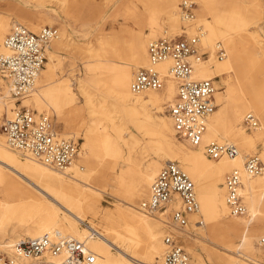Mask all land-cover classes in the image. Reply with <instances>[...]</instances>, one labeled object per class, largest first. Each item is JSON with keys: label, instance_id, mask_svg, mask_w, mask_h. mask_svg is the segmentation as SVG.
<instances>
[{"label": "bare ground", "instance_id": "1", "mask_svg": "<svg viewBox=\"0 0 264 264\" xmlns=\"http://www.w3.org/2000/svg\"><path fill=\"white\" fill-rule=\"evenodd\" d=\"M105 1L108 4L111 0ZM179 1L181 0H139L142 4L139 13L151 19L152 32L151 35L144 36L140 29L133 35L128 45V55L121 66L114 62L102 63L104 58L91 52L93 47L91 41L82 42L85 44V50L89 52L86 56L89 70L95 75L98 74L99 69L107 72L113 88L110 95H106L101 90L95 97L87 90L88 87L83 83V79L78 81L79 89L89 105V113L92 115L101 113L100 118L92 120L96 126L87 131L83 150L78 154L86 167L84 165L79 168L76 165L70 169L71 164L64 170H57L22 154L10 146L0 121V249L11 247L23 238L50 234L85 241L89 249L98 257L96 264H153L155 258L163 257L162 252L166 246L165 240L163 242L164 226L174 225L169 214L173 205L161 210L160 215L153 216L141 208L140 202L149 197L152 183L160 167L167 161L175 160L195 182V187L210 185L212 188H217L218 182L223 181L225 172L233 169L240 170L243 176L241 192L248 208L245 215L228 216L229 208L225 202L223 189H220L219 206L225 218L224 221L209 226L205 234L208 239L211 236L220 239L218 249L203 246L199 251L196 249L197 245L191 241L192 235L186 229L188 225L183 228L173 226L186 237L187 246L195 262L203 264L201 263L203 258L207 257L215 262L214 264H239L238 259L242 258L245 262L258 264L253 254L258 255L256 250L264 253V245L260 244L261 238L264 237V178L247 173L245 164L251 154L242 155L239 151L240 154L238 153L237 156H223L217 159L218 162L213 163L205 153L204 147L207 140L219 138L220 142L240 143L241 147L248 151L263 137L264 38L257 30L258 26L255 27L254 32H249V21L254 16L255 10L245 7L238 17L214 19L213 22L206 23L207 30L201 31V35H195L200 37V46L209 49L212 58L210 60L202 58L196 62L194 78L213 80L220 78L223 87L231 90L226 75L234 72L238 78L239 89H232L228 95L216 93L219 100L225 102L223 111L220 114L214 112L207 118L208 129L201 144L195 147L189 143L195 148L194 150L182 147L171 139V136H175L176 130L170 114L167 118L154 114V110L157 113L162 112L163 104L173 101L177 96L178 81L170 75L171 61L158 65L160 72L167 76L165 89L150 90L141 94H135L131 90L135 72L140 66L149 65L147 45L152 41L151 38L161 33L162 26L175 31V28L183 23L189 26L187 33H196L197 20L194 16L184 18L181 13L182 8H179ZM195 1L200 5L198 13L203 20L205 19L203 15L210 10L211 0ZM253 1L250 0L251 3ZM38 11L42 13L46 10ZM9 12L10 15L19 14L22 17L20 20L15 16L17 18L12 20L14 22L12 28L21 24L37 33L46 25L51 26L48 14H44L45 19L39 22L36 13L26 12L16 6ZM127 12L128 15L138 13L132 8H128ZM94 15L97 19H102L105 17V8L96 5ZM160 15L163 19L158 23L155 17ZM9 30L10 21L0 14V54L8 51L5 37ZM175 32H178L176 36H181L182 29ZM212 35L218 40L214 41ZM218 42L222 43L227 51L224 57L218 56L222 60L215 57ZM69 43L71 44L70 39L64 36H58L51 42L46 61L37 78L38 83L36 81L34 89L22 98L24 105L33 103L40 110H50L51 105L56 104L53 107L57 108L55 111L59 117L65 114L66 107L62 105L66 106L74 102L75 91L72 85L57 84L55 78V71L61 66L54 55L55 49L67 47ZM114 46L115 42L112 39L109 40L103 34L99 35V50L106 53L109 47ZM98 59L101 61L95 63ZM250 74L257 76V82L247 92L241 85V80ZM8 82L0 77V119L4 112L10 114L15 105ZM101 82V78H96L97 84ZM94 97L98 100L97 103H94ZM107 101L111 105L108 109L102 103ZM247 110L250 111L247 115L251 113L257 119V115H261V127L258 125L257 129L249 131L250 127L245 122L247 115H244ZM131 125L136 126L139 133L146 131L149 125L159 127L165 146H160L154 156L137 161L133 149L140 140L131 131ZM64 133L70 138L75 137L73 131L65 130ZM123 146L128 147L126 153ZM107 159L111 160L108 164H113L114 167L117 162L123 164L122 171L115 176L111 188L97 181V175ZM163 161L166 162L161 166ZM127 175L130 176L129 181H125ZM105 194L115 197L114 207L110 209L101 207L102 196ZM180 206L181 204L176 205L177 208ZM89 216L98 219L99 223L89 221ZM189 216L194 219L195 212ZM239 232H241L240 242L237 246ZM239 247L241 248L239 254L234 257V249L238 250Z\"/></svg>", "mask_w": 264, "mask_h": 264}, {"label": "built area", "instance_id": "2", "mask_svg": "<svg viewBox=\"0 0 264 264\" xmlns=\"http://www.w3.org/2000/svg\"><path fill=\"white\" fill-rule=\"evenodd\" d=\"M195 0L181 2L184 18L194 16ZM59 36V29L46 26L33 32L18 24L6 38L7 53L0 54V77L10 83L12 95L17 99L27 96L35 87L37 78L47 58L51 42ZM227 51L220 42L217 54L220 58ZM149 65L140 67L134 74L131 90L141 94L150 90H162L167 76L158 65L171 61L170 75L177 83V96L169 106L176 133L191 145L197 147L203 141L208 129L207 118L215 112L217 104L216 82L213 79H196V62L208 55L200 46V37H161L148 45ZM248 127H257L259 121L249 113L245 118ZM10 146L47 166L64 170L79 154V144L73 138L57 134L53 121L46 114H38L30 107L19 109L14 118L2 124ZM206 154L218 159L234 157L239 153L236 144L212 140L205 145ZM247 173L258 176L264 172L260 155L248 157L245 164ZM243 176L233 169L225 178L226 202L234 216L245 215L248 211L242 195ZM173 205L170 218L174 226L186 227L189 214L200 209L195 182L182 169L178 161H167L152 183L149 197L140 206L148 214H155ZM181 204L180 207H176ZM166 253L163 264H190V255L180 236L167 232L164 237ZM260 244L264 245V237ZM97 255L85 241L45 234L36 238H23L11 247L0 249V264H96Z\"/></svg>", "mask_w": 264, "mask_h": 264}, {"label": "rangeland", "instance_id": "3", "mask_svg": "<svg viewBox=\"0 0 264 264\" xmlns=\"http://www.w3.org/2000/svg\"><path fill=\"white\" fill-rule=\"evenodd\" d=\"M182 1L183 0L179 1V8L181 7L180 5ZM96 5H101V7L105 8V17H103L102 19H97L96 16L94 15V10L96 9ZM14 6L21 8L26 12L36 13L38 18L36 19L39 20V22L45 19L44 14L46 15L48 14L49 15L48 19L49 22H51V26L59 29V36L60 37L64 36L67 39H70L71 44L69 43L67 47L55 49L54 55L56 56L58 62L61 65L55 71L56 72L55 78L57 79L58 82L57 84L70 83L72 85V88L75 91V100L72 104L66 106L62 105V107H66V110H65V114L59 116L60 117L59 118L55 111L57 108L53 107L56 104L51 105L52 108L50 110H40L33 103L29 105H24L22 98L17 99L15 98V96H13L15 105L13 106L10 114H8L7 112H4L2 114L0 119L1 124H3V122L7 118H12L16 113V111H18L22 107L24 106L30 107L31 109L35 110L38 114L48 115L53 121L57 134H59L60 136L70 138L69 135H64L65 134L64 131L67 130V132H72V131L75 132V137H73V139L76 141L77 144L80 145L79 151H81L83 150V144L85 142V135L87 131L90 128H95L96 126L92 120L100 118L101 113H97L95 115L89 113V105L86 103L84 94H82V92L79 89L78 81L83 79L84 80L83 83H86V86L88 87L87 90L91 91V93L94 94L95 97H97V93L101 90L103 93H106V95H110L113 92L111 81L109 80V74L107 72L103 71L102 69H99L98 74L95 75L93 71L89 70L88 62H86V58H87L86 56L89 55V52L85 50V44L82 42L90 40L91 41L90 44L93 46L91 52H93L94 54H99L102 58H104L103 61L99 59L98 61L95 60V63H98L99 61H101L102 63L114 62L117 65L121 66L128 55V45L133 35L138 33V30L140 29L143 31L144 36L151 35L152 32L151 22H150L151 19L149 17H144L139 13L142 8V4L139 2V0H111L108 4H106L105 0H39L36 2H30L28 0H0V14L6 16V18L10 21L9 33L11 32L14 23L12 22V20H16L17 17L20 20H22L21 19L22 17L19 16V14L18 16L17 14H15L14 16L9 14L10 13L9 11H11L12 8H14ZM245 7H250L252 10H255V12H253L254 16L249 21L250 23L249 32H254L255 27L258 26L257 30H259L260 34L264 38V0H254L252 3L250 2V0H211L210 10L207 11L205 15H203V17L205 18L203 20H201L198 13L200 5L199 3L196 2V6L193 12L194 18L197 20V24H198L196 33L193 34L187 33L186 30L188 29L189 26L187 27L183 23H181L179 26L175 28V31L182 29V33L180 34L181 36H176V33L178 32H175L174 30H169L166 28V26L165 27L162 26L161 33H159L156 37L151 38L150 41L161 37L174 38V37H182V36L191 37L198 34L201 35L200 34L201 31L203 30L205 31V29L206 30L208 29V27H206L207 22L211 23L213 22L214 19H219L221 17H230V18L235 16L238 17L239 15L242 14V12L244 11L243 8ZM128 8H132L138 13L136 15H128L127 12ZM41 9H44L46 11L40 13L38 10ZM180 9L179 11H181ZM162 19H163L162 15L155 17V21L158 23H160ZM9 33H7L5 40L9 35ZM100 34L105 35L107 38H109V40L112 39L115 42V46L113 48L109 47L108 52L106 53L98 49V37ZM213 39L214 41L218 40V38L214 36ZM204 50L207 51L208 53V55L204 57V60H210L212 56H210L209 49H204ZM99 55H95V57H99ZM215 57H217L218 60H222L218 58V54L216 53V51H215ZM226 77L231 90L230 89L226 90L223 87V84H221V79L215 78L214 81L216 82V86H217L216 93L218 92L219 94L228 95L229 91L231 92L232 89L234 88L239 89V87H237V83H239L238 78L234 72L228 73ZM96 78H101L102 82L97 84ZM256 82H257V76L255 74H250L242 78L241 85L248 92L251 86L254 85ZM216 93H215V98H216L217 108L215 112L216 114H220L223 111L225 102L219 100V98L216 96ZM95 97H94L95 99L94 103H97L98 100ZM47 98H48L47 100H49V96H47ZM174 99L175 97L173 98V101ZM173 101L165 102L163 104L164 110L158 113L155 112L154 110V114H157L159 116H165V118H167L169 115L170 103ZM102 103L105 104L104 106L107 109L111 107L108 101ZM248 112L250 111L247 110L244 115L246 116ZM257 116L259 120L258 127H261L262 117L261 115H257ZM103 121H105V119H103ZM258 127L256 128L251 127V129L249 128V131H251L252 129H257ZM131 131L134 133V135H137L138 139L140 140L139 144L133 149L134 151L133 155L137 161H142L144 159H147L148 157L154 156L155 151L158 148H160V146H165V141L161 137L159 127H156L155 125L147 126V130L144 131L143 133H139L137 127L131 125ZM171 139L175 141L178 145H181L182 147L191 148L193 150L195 149L193 146H190L189 143L186 142L183 138H181L177 133L175 134V136H171ZM215 139L221 141L219 138H215ZM209 141L210 140H207L204 143V147L206 143H208ZM237 145L242 155L259 154L262 157V160L264 161V134L262 139L257 140L255 146L249 149L248 151H245L243 146L241 147L240 143H237ZM122 148L124 150V153L128 151V147L123 146ZM209 159L213 163L219 161L211 157H209ZM107 160H105L103 168L97 175V181L100 184H103L108 188H111L110 185L115 181L114 179L115 176H118L121 173L123 164L122 162H117L114 167L113 164L111 165L108 164L110 163L111 160L109 159ZM165 162L166 161H163L161 163V166ZM76 165L79 168L81 166L84 167V165L86 167L85 162L83 160L81 161L79 156L74 160V162L70 166V169H72ZM230 171L231 170L225 172L223 181L218 182L217 188L216 187L212 188L210 185L206 187H203V185H201L200 187H198V185L196 186L197 196L200 202V210L198 212H195L194 219L191 216H188L189 224L186 229L190 231V234L192 235L191 241L195 243V245H197L196 249H198L199 251L202 250L201 248L203 246L215 247L216 249L219 248L218 245L220 243V239H218V237H213V236H211V238L208 239V237H206L205 234L208 232L209 226L215 224L218 221H224L225 217L223 213L220 211V206H219L220 205L219 193H220V189H223V195L225 197V202H226V191L224 184H225L226 175ZM259 176L264 178V173L260 174ZM129 179L130 176L127 175L125 181H129ZM142 200H144V198ZM115 203H116V199L114 196L110 194H105L102 196V200H101L102 208L110 209L114 207ZM160 213L161 212L155 213V216L160 215ZM152 215L154 216V214ZM228 216L229 217L233 216L230 213V211ZM88 220L99 223V220L94 219L92 216H89ZM173 226L171 227L166 225L164 226L163 242H164V236L167 232H172L175 233L176 235L177 234L180 235L182 244L184 245V247L186 248V250L190 255V264H199L198 262H195V260L192 257V254L187 246L186 237L183 236L182 233ZM240 234L241 232H239V237L237 238V246L238 243L240 242ZM203 238H206V240ZM240 249H241L240 247L238 248V250H236V248L234 249L233 252L234 257L238 256ZM243 250L245 251V249ZM256 252L258 255L253 254V258L256 261H258L256 263L264 264V253L263 254L259 253L257 250ZM165 253H166V246H164L162 252L163 257L155 258V260L152 261L153 264H161L164 259ZM240 259H238L240 261L239 264H252L245 262V260H243L242 258ZM201 263L214 264L215 262L210 261L209 259H207V257H204L203 262Z\"/></svg>", "mask_w": 264, "mask_h": 264}]
</instances>
